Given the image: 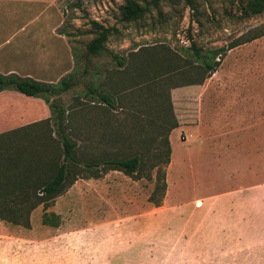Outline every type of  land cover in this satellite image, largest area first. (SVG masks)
Returning <instances> with one entry per match:
<instances>
[{
  "label": "rangeland",
  "instance_id": "1",
  "mask_svg": "<svg viewBox=\"0 0 264 264\" xmlns=\"http://www.w3.org/2000/svg\"><path fill=\"white\" fill-rule=\"evenodd\" d=\"M247 1L195 0L196 11L184 0L161 1L141 18L124 21L125 0H0V69L38 72L45 57L53 83L74 77V86L51 99L65 110L78 157H91L92 148L96 159L145 154L137 176L109 170L99 178H78L47 208L45 225L79 230L122 223L125 214L161 200L162 175L171 176L174 167V177L185 179V193L190 176L205 177L206 171L227 175L228 187L264 182V34L245 41L264 29V10L250 13ZM91 21L109 28L97 55L86 50L96 36ZM194 49L209 51L219 64L208 72ZM90 88L109 93L114 106ZM191 141L199 145L192 155L186 152L194 149ZM91 142L90 149L81 148ZM171 148L184 155L176 166ZM38 207L27 227L0 220L5 234L31 226L34 236L43 234L44 209ZM61 209L69 212L63 219ZM118 234L110 238L119 241Z\"/></svg>",
  "mask_w": 264,
  "mask_h": 264
},
{
  "label": "crops",
  "instance_id": "2",
  "mask_svg": "<svg viewBox=\"0 0 264 264\" xmlns=\"http://www.w3.org/2000/svg\"><path fill=\"white\" fill-rule=\"evenodd\" d=\"M51 68L44 57L38 72L9 67L0 73L53 83ZM16 92L0 91V134L51 117L41 98ZM12 123L16 124L6 127ZM190 145L194 149L186 152L192 155L199 145L193 141ZM171 151L176 166L184 155ZM174 173L175 167L165 178L158 205L129 212L119 219L122 223L113 220L79 230L64 229L62 223L42 224L45 234L34 236L36 228L31 226L19 227L9 236L0 221V264H264V182L228 187L227 175L206 171L205 177L190 176L191 192L185 193V179ZM66 194L68 190L59 197ZM58 214L63 219L69 212L61 209ZM117 233L120 240H114L116 235L112 240L111 234Z\"/></svg>",
  "mask_w": 264,
  "mask_h": 264
},
{
  "label": "trees",
  "instance_id": "3",
  "mask_svg": "<svg viewBox=\"0 0 264 264\" xmlns=\"http://www.w3.org/2000/svg\"><path fill=\"white\" fill-rule=\"evenodd\" d=\"M161 1L172 0H125L120 6L121 18L124 21L139 19L151 7H157ZM184 2L190 9L196 11L195 0H184ZM246 7L252 14L262 12L264 0H248ZM91 25L96 30V36L87 43L86 50L88 54L97 55L104 49L109 28L96 21H91ZM263 34L264 29L247 37L245 41ZM237 44L231 43L230 47ZM225 50L226 48H221L218 53L222 55ZM194 55L208 72L219 64V60L216 61L215 55L209 51L201 53L199 49H194ZM72 86H74L72 74L52 83L20 76L14 72L0 73V91L16 90L26 96L42 98L51 112V117L41 122L0 134V220L27 227L29 215L39 204H42L44 209L42 222L48 224L50 215L46 209L78 178H99L101 172L109 170H119L129 176H137L142 170L145 162L144 153L119 157L110 154L96 159L92 148L91 157H83L84 159L78 157L77 154L81 149L77 151L76 141L66 132L65 110L56 100L51 99L52 96L65 92ZM88 92L99 96L100 101L106 106H114L112 96L106 91L96 92L90 88ZM176 126L174 122L168 130ZM90 147H93L92 142L90 145L85 143L81 146L83 149ZM169 153L170 148L166 151V163L169 161ZM161 185L162 197L166 187L164 173ZM159 203L160 200L154 204ZM22 216L24 218L21 220ZM52 224L57 225L56 222Z\"/></svg>",
  "mask_w": 264,
  "mask_h": 264
}]
</instances>
